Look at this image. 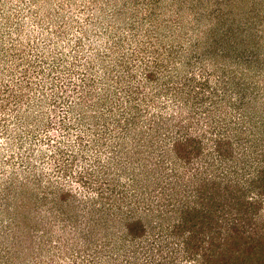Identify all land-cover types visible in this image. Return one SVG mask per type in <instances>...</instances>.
Listing matches in <instances>:
<instances>
[{
	"label": "rangeland",
	"instance_id": "1",
	"mask_svg": "<svg viewBox=\"0 0 264 264\" xmlns=\"http://www.w3.org/2000/svg\"><path fill=\"white\" fill-rule=\"evenodd\" d=\"M262 221L264 0H0V264H198Z\"/></svg>",
	"mask_w": 264,
	"mask_h": 264
},
{
	"label": "trees",
	"instance_id": "2",
	"mask_svg": "<svg viewBox=\"0 0 264 264\" xmlns=\"http://www.w3.org/2000/svg\"><path fill=\"white\" fill-rule=\"evenodd\" d=\"M115 121L117 133L127 131L128 121ZM182 150V149H179ZM261 229L244 234L242 230L224 229L222 234L208 236L207 245L203 248L202 258L198 264H264V221Z\"/></svg>",
	"mask_w": 264,
	"mask_h": 264
}]
</instances>
